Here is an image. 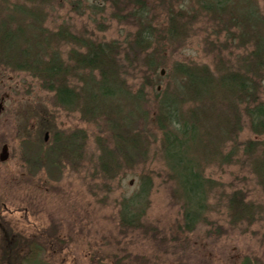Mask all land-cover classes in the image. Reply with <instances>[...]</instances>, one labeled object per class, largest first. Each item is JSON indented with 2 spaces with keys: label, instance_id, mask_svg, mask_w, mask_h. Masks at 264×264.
Segmentation results:
<instances>
[{
  "label": "rangeland",
  "instance_id": "rangeland-1",
  "mask_svg": "<svg viewBox=\"0 0 264 264\" xmlns=\"http://www.w3.org/2000/svg\"><path fill=\"white\" fill-rule=\"evenodd\" d=\"M33 2L28 3L45 11L42 27L68 31L78 39L114 40L126 47L138 26L123 5L112 0ZM221 2L228 14L204 13L201 18L194 10L198 0L145 1L153 33L146 53L153 57L155 71L142 76L141 69L148 67L142 65L143 60L134 58L133 52L123 54L120 67L124 69L120 68L117 79L122 90L108 103L117 124L125 123L122 117L131 108L136 110L132 122L117 131L137 132L144 153H130L127 164L133 168L110 169L106 176L99 167L103 153L123 163L108 125L111 117L102 112L88 117L80 112L78 102L65 109L56 104L53 92L41 86L39 77L0 65V151L7 145V157L0 160V223L5 230L10 228L15 239L19 240L18 234L37 238L42 246L37 264H264V190L248 168L240 144L258 136L243 128L237 136L238 154L230 160L215 158L210 149L217 135L214 120L203 114L187 155L199 163L204 180L209 181L205 184L206 206L187 230L181 227L184 198L162 161L160 130L151 123L157 100L165 92L178 89V94L166 93L165 98L180 113L205 104L185 97L189 86L176 85L175 64L218 74L242 63L250 43L241 41L239 29L232 24L233 6L240 17L249 7L255 8L264 21V0ZM170 22L177 23L175 35L168 34ZM72 40L59 38L51 46L69 68L66 83L82 99L81 87L90 73L72 62V51H85L82 42ZM93 74L95 82L97 72ZM116 103L120 112L114 109ZM217 106L221 108L219 101ZM218 136L222 138L221 133ZM231 143L224 137L217 144L218 151L226 155ZM52 157V163L47 162ZM48 164L53 166L48 169ZM147 174L152 187L144 203L142 227L122 229L121 205L137 192L141 176ZM187 181L199 178L188 177ZM234 193L245 210H231L229 200ZM192 195V202L203 201L200 195ZM5 230L0 229V264L5 262L1 242ZM53 235L56 240L50 243Z\"/></svg>",
  "mask_w": 264,
  "mask_h": 264
},
{
  "label": "trees",
  "instance_id": "trees-1",
  "mask_svg": "<svg viewBox=\"0 0 264 264\" xmlns=\"http://www.w3.org/2000/svg\"><path fill=\"white\" fill-rule=\"evenodd\" d=\"M33 1L39 0H0V65L11 70L28 71L39 77L41 86L53 92L56 104L65 109L74 107L78 102L80 112L84 115L88 114V117H91L93 113L101 114V112L110 116L112 120L108 125L114 132L115 148L121 155L123 163L115 160L111 153L106 152L103 153L99 162L100 170L106 176L110 169L133 168L132 164H127L132 159L131 154L135 153L138 156L144 153L139 134L132 131L125 135L117 129L128 126L136 110L131 108L122 117L125 123L117 124L111 116L112 109L108 103L118 97L122 90L117 81L122 73L120 70L124 69L120 67L123 65L120 63V58L125 59L123 54L127 56L129 52H133L134 58L143 60L142 65L148 67L141 69L142 76L144 72L155 71L153 57L149 58L146 53L151 48L153 39L151 21L147 18L146 0H125L121 4L120 0H112L115 5H123L124 10L129 12V16L137 21L138 26L133 38L128 41L126 47L120 46L114 40L78 39L61 29L52 32L41 26L45 11L29 4H34ZM221 5V0H198L197 8L194 9L195 14H199L201 18L204 13L210 16L226 14ZM231 21L239 29L241 41L250 43V49L243 57L242 63L236 68L218 71V74L204 68L175 64L176 85H188L185 97L195 98L196 101L205 104L203 108L197 106L188 112L180 113L178 106L165 98L166 93L178 94L176 89L165 92L158 98L156 113L152 114L153 122L151 123L160 130L159 144L162 161L170 173V178H173L177 191H180L184 198L183 226L181 227L187 230L193 228L206 206L205 184L208 180H204L199 163L191 160L187 155V146L191 147V142L196 140V134L201 128V119L205 118L203 114L208 115V119L214 120L213 126L217 135L210 141V149L214 151L215 158L223 156L224 159L230 160L238 154L237 136L245 127L253 136L259 137L248 138L240 144H242L248 168L264 190V21L252 7L246 9V13L240 17L235 11V5ZM145 22L147 23L144 25ZM176 24L169 23L168 34L175 35L174 29L176 28V32L178 30ZM59 38H72V41H80L79 43L82 42L85 47L84 52L72 51L70 55L72 62L78 66L76 68L87 69L90 73L81 87L82 99H79V93L66 83L69 68L64 65L61 57L51 46V43ZM94 71L97 72V77L94 79L95 82H92L91 78H95ZM179 76L181 78L178 79ZM135 99L138 100L139 96H135ZM182 99H179L180 104L183 103ZM217 101L220 102L221 108L217 106ZM114 109L120 112L119 104L116 103ZM136 109L140 111L139 106ZM219 133L222 138L218 136ZM224 137L232 141V147L226 155L218 151L217 145ZM201 142L205 141L202 139ZM200 147L202 148L199 144L198 148ZM64 148L68 152L72 151L70 145H65ZM52 161L53 157L47 160L50 163ZM51 166L53 165L48 164V169ZM188 177L199 178V181L190 183L187 181ZM151 187V176L149 174L141 176L137 192L128 198L127 203L123 202L121 205L119 226L122 229L142 227L141 216ZM192 194L200 195L203 201L192 202L190 200ZM229 203L231 210L236 212L246 208L237 199L236 193L230 195ZM2 233L4 234L1 235V242L5 245V254L1 255L2 262L5 261L3 264H37L38 256L42 251L41 245L24 234H18L19 240L15 239L10 229ZM55 237L56 235L51 236L50 243ZM10 240L12 241L9 243ZM22 246H24L23 250L20 251Z\"/></svg>",
  "mask_w": 264,
  "mask_h": 264
},
{
  "label": "water",
  "instance_id": "water-1",
  "mask_svg": "<svg viewBox=\"0 0 264 264\" xmlns=\"http://www.w3.org/2000/svg\"><path fill=\"white\" fill-rule=\"evenodd\" d=\"M2 109V103L0 102V111ZM6 144H4L2 147H1V151H0V160H3L7 157V148H6Z\"/></svg>",
  "mask_w": 264,
  "mask_h": 264
},
{
  "label": "flooded vegetation",
  "instance_id": "flooded-vegetation-1",
  "mask_svg": "<svg viewBox=\"0 0 264 264\" xmlns=\"http://www.w3.org/2000/svg\"><path fill=\"white\" fill-rule=\"evenodd\" d=\"M45 133H47V132H45ZM47 135H48V133H47ZM46 135V138H45V135H44V140H47V138H48V136ZM7 228V227H6ZM0 229H2V230H5V228L1 225V223H0ZM10 228H8V230H9ZM7 230V229H6ZM13 236H15V235H13ZM34 241H38L37 240V238L36 239H34V238H32ZM54 239V241L56 240V237L55 238H53ZM39 257V256H38Z\"/></svg>",
  "mask_w": 264,
  "mask_h": 264
}]
</instances>
